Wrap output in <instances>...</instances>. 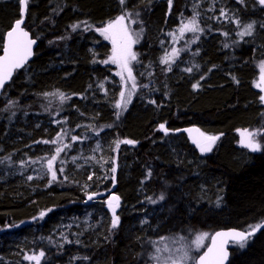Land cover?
Segmentation results:
<instances>
[{
  "label": "trees",
  "instance_id": "1",
  "mask_svg": "<svg viewBox=\"0 0 264 264\" xmlns=\"http://www.w3.org/2000/svg\"><path fill=\"white\" fill-rule=\"evenodd\" d=\"M12 1L0 0V44L19 17V3ZM27 4L25 28L38 46L0 97V264H35L24 257L41 251V264H150V242L175 236L187 241L225 228L247 231L264 221V134L258 152L234 136L236 130H264L255 88L264 58V5ZM126 13L139 37L130 65L135 94L120 113L114 108L116 77L102 63L106 52L90 47L101 44L93 29ZM193 17L200 30L174 37ZM250 23L252 34L241 37ZM189 44L178 57L170 55L171 48ZM188 126L219 136L208 154L175 133ZM57 136L56 144L43 143ZM122 140L134 143L117 147ZM57 147L63 151L52 180L43 160ZM108 193L121 200L116 228L104 206ZM231 247L228 264H264V229L244 247Z\"/></svg>",
  "mask_w": 264,
  "mask_h": 264
},
{
  "label": "snow or ice",
  "instance_id": "2",
  "mask_svg": "<svg viewBox=\"0 0 264 264\" xmlns=\"http://www.w3.org/2000/svg\"><path fill=\"white\" fill-rule=\"evenodd\" d=\"M22 5H26L27 0H19ZM242 3L243 0H240ZM121 4L125 3V0H120ZM261 5H264V0H259ZM130 15V13H126L125 15L119 16L115 19V21L109 22L107 26L99 29V32L106 40H110L113 45V55L110 58L112 63H115L120 67L121 71L117 73V75L121 76V79H124L123 72L128 73V79L133 81V89L135 88V78L132 75V69L129 67V59L135 60L136 55L132 53L131 48L132 44L135 43L133 40L129 29L125 26L124 21L126 16ZM23 13L21 14V19H17L14 23V27L11 28L7 32V41L3 45V56H0V88L3 87L5 82L10 79L13 70L21 68L27 59L32 55V45L35 43V40L29 39V34L22 28L23 24ZM238 23V21H237ZM254 25L248 24L245 26L243 32H240L239 35L241 37L245 35H251ZM187 29L191 32H196L199 29V26L196 22L195 17L192 20L188 21V24L184 25L183 28L180 29L181 33ZM175 53V50H173ZM108 63L109 61H104ZM163 62L167 63L168 59L166 58ZM261 69V81L264 82V63L260 65ZM187 71H191V69H187ZM259 86V85H257ZM195 87V86H194ZM264 90V89H262ZM121 102L126 105L127 102L130 101V94L125 100V95L123 92L120 93ZM61 101L65 99L63 94H59ZM260 99L264 101V96H261ZM117 108L121 107V103H117ZM160 129L167 132L164 125H160ZM191 133L192 129L187 130ZM199 132V129L195 130ZM264 134V133H262ZM200 138L193 137V143L200 149L201 153L210 152L212 150V145L215 143L219 137L217 136H204L203 133H200ZM241 140L240 143L243 147L249 149L252 152L261 151V144L254 139L256 133L255 132H247L243 131L240 133ZM61 139L60 136H57L56 139L52 141H43V143H52L56 144L57 141ZM72 139L75 141L78 137L73 136ZM120 143L124 144H132L134 143L131 140H122L117 141V147H119ZM67 147V146H65ZM63 151V148H56V155L52 156L48 159V170L51 172L52 180L57 179V170L54 168V161L59 156V153ZM59 171H63V169H59ZM112 172L116 171V168L113 167L111 169ZM91 179V177H89ZM31 179V177H29ZM92 195L89 196V199H92ZM115 201V203H113ZM118 197H113L112 200L108 202V207L112 210L113 219H112V227L116 228L119 223V217L116 215L115 209L118 207ZM44 213L41 214L43 216ZM264 228V223L255 224L249 226L247 231H227V232H217L213 236H209L208 233H200L197 234L192 242L193 246L190 248H181L177 249V252L180 253L176 256H169L166 260L163 261V264H224L227 259L228 253L226 251V244L229 240L236 241L240 244V247H244V241L256 231ZM211 240V246L207 247V250L203 252L198 257L191 255L192 251H197L203 247H205L204 242L206 240ZM167 251V249H164ZM161 249H157V252H160ZM45 253L43 251L39 252L37 255H26L24 257L25 260L34 261L35 264H41V258L44 257ZM154 260L157 261V264H161V257L154 256Z\"/></svg>",
  "mask_w": 264,
  "mask_h": 264
},
{
  "label": "rangeland",
  "instance_id": "3",
  "mask_svg": "<svg viewBox=\"0 0 264 264\" xmlns=\"http://www.w3.org/2000/svg\"><path fill=\"white\" fill-rule=\"evenodd\" d=\"M259 1V0H257ZM19 3V0H13L12 1V6H15V5H18ZM119 17V16H117ZM116 17V18H117ZM115 18V19H116ZM18 19V18H17ZM115 19L113 21H115ZM112 22V21H111ZM108 24V23H107ZM107 24H105L103 27L107 26ZM124 24L125 26L129 29V32L133 38V40L135 41V43L132 44V48H131V51L132 53L135 54L134 52V48L136 47L137 43H138V37H139V34L136 33V31H132L131 28H132V22H128L126 19L124 21ZM188 24V22H186L185 24H182L179 29H177V33L176 35H173L174 37H182L183 35L187 34V33H192L191 31H188L187 29H185L183 31V33H181L180 29L184 27V25ZM102 28V27H101ZM99 29L100 28H96V29H93V32H95L96 36L100 38L101 40V44L96 48V45H92L90 47V51H94L95 49H100L99 51H103V52H106L105 56L103 57L102 59V63L103 65H109V67H111L112 69V73L113 75L116 77L115 79V82H117V89L115 91V98H116V101H115V110L116 112H120V113H123L125 111V109L128 107L130 101L132 100L134 94H135V88L133 89L132 85H133V81L132 80H129L127 77H128V73L127 72H123V76H124V79L122 80L121 79V76L120 75H117L118 72L121 71L120 67H118L117 64L115 63H112L110 61V58L112 57L113 55V45L111 43L110 40H106L104 38V36H102L99 32ZM3 37V36H2ZM2 37H1V44H2ZM173 37V38H174ZM173 40V39H172ZM177 43V41H176ZM0 44V46H1ZM190 46V44L187 46V47H182L180 46L179 48H171L170 50V55L175 58V57H178V54H180V52H184L185 49H188ZM178 47V46H177ZM173 50H175V53L173 52ZM104 61H109L108 63H105ZM133 60L129 59V67L131 65ZM264 63V58L259 62L258 64V74H257V78H256V81H255V88L256 90L259 92V102H260V105H262L264 107V101H262L260 99L261 96H264V82L261 81L260 77H261V69H260V65ZM133 75V74H132ZM134 77V76H133ZM259 85V86H257ZM123 92L124 95H125V100H127L129 94H130V101L126 103V105L124 103L121 102V96H120V93ZM117 103H121V107L120 108H117L116 105ZM264 122V121H263ZM247 130V129H246ZM248 132H255L256 135L254 137V139L256 141H258L259 143L262 142L261 140V137H262V133H264V130H260V131H253V130H247ZM69 133H73V131L69 130ZM200 133H203V132H200L199 131V134ZM179 134V133H177ZM204 134V133H203ZM185 135V137L189 140V138L187 137L186 134H183ZM65 136V134L63 135V137ZM204 136H208L206 134H204ZM235 136V139L239 140V138H237L238 136L237 135H234ZM241 136V135H240ZM239 136V137H240ZM219 137V136H217ZM199 138H200V135H199ZM218 140V139H217ZM217 140L215 141V143L212 145V148L214 147V145L216 144ZM190 141V140H189ZM199 151L200 149L196 146V144H193ZM241 145V144H240ZM242 146V145H241ZM43 150L41 148H39V151H35L34 155L35 156H32L30 160H32L34 157L36 156H39V154H41ZM50 152V150H48V153ZM201 152V151H200ZM51 154H47L45 155V159L43 160V164L45 165L46 167V171H47V174L51 177V172H49L48 170V159L51 158L52 156L56 155V151H51L50 152ZM209 152H205V153H202L204 155L208 154ZM59 156H60V153H59ZM39 165H36V168H38ZM54 166V165H53ZM45 173V172H44ZM114 177V178H112ZM111 183H113L114 187L116 185V176L115 175H111ZM111 195H115V197H118L119 198V195L117 193H108L107 194V197L105 198L104 200V206L105 208L108 210L109 214L111 215V224H112V219H113V213H112V210L108 207V198L111 196ZM118 207H116L115 209V212H116V215L118 216V213H119V210H120V205H121V200L119 198V201H118ZM201 233H207V232H201ZM197 234H200V233H197ZM196 234V235H197ZM209 234V233H208ZM192 236L190 237L189 240L186 241V239L184 240L183 238H179L176 236L174 238H161L157 241H154V242H150L149 244V247H150V250H149V253L148 254V260L150 262V264H157V261L153 259L154 256H160L161 257V264H163V261L166 260L169 256H176V255H179L180 253L177 252V249H181V248H190L193 246L192 242L194 241V238L195 236ZM210 236V234H209ZM208 240H206L204 242L205 244V247L207 246L208 244ZM201 248L199 250V252L197 251H192L191 252V255L193 256H198L202 250H204V248ZM157 249H161L160 252H157ZM164 249H167V251H165Z\"/></svg>",
  "mask_w": 264,
  "mask_h": 264
},
{
  "label": "water",
  "instance_id": "4",
  "mask_svg": "<svg viewBox=\"0 0 264 264\" xmlns=\"http://www.w3.org/2000/svg\"><path fill=\"white\" fill-rule=\"evenodd\" d=\"M27 12H28V4L26 3V5H22V4L19 2V17H18V19H21V14L23 13V21H24V22H23V24H22V28H23L25 31L28 32V34H29V39L35 40V43L32 45V55L27 59V61L25 62V64H24L21 68H18V69H14V70H13V73H12L10 79L7 80V81L5 82V84L3 85L2 88H0V97H1V95H2V92H3L4 88H5V86L8 85V84L10 83V81L12 80V78H13L15 72L21 70V69L24 68L28 63H30V62L32 61V59H33V57H34V55H35V50H36V48H37V46H38V41H37L36 39L32 38L30 32L25 28V22H26ZM16 20H17V19H16ZM16 20H14L13 23L11 24L10 28L7 29V30L4 32V35H3V41H2V47H1V50H0V56H3V45H4V44L6 43V41H7V35H6V34H7V32H8L9 30H11L12 27H14V23H15ZM188 129H192V130H194V131H192L191 133H189V132L187 131ZM196 129H198L196 126H188V127H184V128H181V129L176 130L175 133H184V134H186L187 137L189 138L190 142H191L192 144H194V143H193V137H195V138H199V132H196V131H195ZM243 131H245V130H236V131L234 132V134L237 135V134H240V133L243 132ZM113 187H114V186H113ZM113 197H115V195H111V196L108 198L107 201L109 202L110 200H112ZM113 203H115V201H113ZM262 223H264V221L261 222L260 224H262ZM263 229H264V228H262V229L256 231L255 234L249 236V237L247 238V240H248L250 237H252V236L258 234V233H259L261 230H263ZM227 231H244V230L236 229V228H225V229H219V230L214 231L210 236L215 235V233H217V232H227ZM233 244H237V242H236V241H233V240H229V241L227 242V244H226V251H227V253H228V256H227V259L225 260L224 264H228V262H229V259H230V253H231V249H232L231 245H233ZM209 246H211V240H210V239H209V241H208L207 246L204 248V250H203L199 255H201L203 252H205V251L207 250V247H209ZM199 255H198V256H199ZM198 256H197V257H198Z\"/></svg>",
  "mask_w": 264,
  "mask_h": 264
},
{
  "label": "flooded vegetation",
  "instance_id": "5",
  "mask_svg": "<svg viewBox=\"0 0 264 264\" xmlns=\"http://www.w3.org/2000/svg\"><path fill=\"white\" fill-rule=\"evenodd\" d=\"M245 131H247V130L245 129ZM183 134H184V133H183ZM237 136H238L237 138H239L238 142H239V144H241V143H240V140H241V136H240V134H237ZM239 136H240V137H239ZM242 147H243V146H242ZM244 148H245V147H244ZM245 149H247V148H245ZM248 150H249V149H248Z\"/></svg>",
  "mask_w": 264,
  "mask_h": 264
}]
</instances>
